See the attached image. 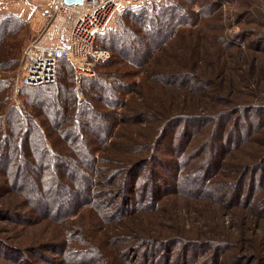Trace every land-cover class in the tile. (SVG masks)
Segmentation results:
<instances>
[{
  "label": "rangeland",
  "instance_id": "374dc122",
  "mask_svg": "<svg viewBox=\"0 0 264 264\" xmlns=\"http://www.w3.org/2000/svg\"><path fill=\"white\" fill-rule=\"evenodd\" d=\"M51 1L44 9L33 0H0V15L16 14L27 21L13 39L18 44L17 66L5 71L0 66V81L12 84L3 95L8 103L3 115L13 107L23 111L18 87L22 52L41 33L52 12ZM168 1L149 5L160 7ZM186 6L191 24L177 30L140 68L122 64L128 73L119 75L130 76L122 78L127 84L122 106L96 102L102 120L87 121L91 130L83 126L88 149L99 162L89 168L95 171L94 193L98 191L92 206V201L90 206L76 203L69 192L80 185L87 160H82L78 142L60 133L68 125L58 130L53 120L37 118L68 165L64 170L61 161L57 168L65 172L58 194L46 195L49 189L39 187L43 203L36 193L29 199L25 188L39 183L38 165L34 172L23 170L16 152L0 150L7 156L0 162V264H68L78 256L69 257L66 249L86 248H92L94 264H146L145 254L166 244L171 246L155 258L160 264H264V190L258 189L246 206L243 202L249 185V191L255 190L256 166L264 157V111L256 110L264 106V0H193ZM127 7L115 12L105 32ZM3 61L8 62L0 58V64ZM100 70L117 73L120 67L95 69L92 77ZM75 90L78 105L85 106L76 77ZM179 115H196L198 125L167 120ZM182 122L187 138L177 129ZM229 136L235 140L225 145ZM182 140L190 142L186 151ZM152 153L162 164L152 181L157 186L150 185L149 166L143 165L138 177L139 185L149 182V199L142 198L146 207L122 212L117 203L118 191H124V168L137 160L150 161ZM23 172L31 180L18 182L16 176L21 178ZM191 173L193 179L187 177ZM231 193L240 194V200L231 199ZM65 208L71 209L59 216Z\"/></svg>",
  "mask_w": 264,
  "mask_h": 264
},
{
  "label": "trees",
  "instance_id": "16d2710c",
  "mask_svg": "<svg viewBox=\"0 0 264 264\" xmlns=\"http://www.w3.org/2000/svg\"><path fill=\"white\" fill-rule=\"evenodd\" d=\"M192 1L193 0H169L160 7L147 5L142 7L129 6L125 8L123 12L119 14L115 26L110 28L107 32L98 35L95 46L98 50L109 51L111 54L110 59L117 61L114 62V60H109L101 62L97 65L96 70L118 65V67H120V72L108 74L100 70L97 71V76L95 77H85L82 80L83 92L87 100L85 106H79L77 103L75 71L72 63L68 59L60 60L58 80L55 84L35 88H20L19 94L23 99L22 112H20L19 108L13 107L9 108L5 115L2 114L6 111L8 105L3 95L10 89L12 84L6 79L0 81V100H2L0 101V112L2 111L0 113V150L8 152L10 155L16 152V161L19 166L22 165L23 170L28 169L33 171L37 167H35V165H38V172H35V179H37L39 183L35 182L36 187L33 185L26 187L25 185L29 199H32L36 193L38 195V202H42V191L39 188L41 184H44L49 189L46 195L58 194L63 186L62 177L65 175V172H61L60 174L57 170L61 161H63V169L68 170L67 160L64 161L65 157L57 153L53 149V144L50 143L48 136L50 132L46 127L42 126V122L40 123V121H38L37 118L38 115H40L46 119L48 118L47 120H53L54 126L58 130L60 126H64L65 124L68 125V128L60 130V133H63V137L67 141L78 142L77 145H79L78 148L81 158L82 160H87L85 163L87 169L82 171L83 174H81L80 185H77L76 190H69V192L72 197H75L76 203L83 201L86 206L93 205L94 196L98 194V191H96V194L94 193V180H92V176L95 175V171L89 168L94 165L93 163H95L96 167L99 162L92 157L93 153L88 149L90 144L87 143V138L84 136L85 130L83 126L84 128L86 127V130H91L92 128L87 124V121L92 124L93 120H102L100 119L101 114L98 106L95 104L96 102L110 105L115 109L122 106V100L127 94V84L122 78L130 76H120L119 74L124 73L126 75L128 73L125 69V65H128V67L132 69L140 68V66H142L141 63L145 62L151 53L153 54L156 50H161V48L167 44V41L176 35L177 30L185 25L191 24L192 20L186 11V4L188 2L192 3ZM26 26L27 21L16 14L0 15V58L8 60V62L3 61L0 64L4 71L14 69L18 64V44L14 43L13 39L18 37ZM7 44L9 45L7 46ZM122 64L125 65L122 66ZM122 69L124 71H122ZM256 110L261 113L264 111V106L256 107ZM84 120L86 122H83ZM167 120H191L195 126L198 125L196 115H179ZM2 121L5 123V126ZM80 122L83 123L80 124ZM176 122L178 121H175L174 124ZM182 123L183 126L177 129L181 128V137L187 138V127L184 122ZM234 140L235 136L231 138L229 136L228 142H226L225 145ZM181 142L182 147L185 144L184 151H186L190 142H186V140H182ZM153 153L149 157L150 161L148 159L145 160V162L137 160L127 164L124 168L122 172L123 186L121 185L124 191H118L120 199L117 203V205H119V210L122 212L126 211V209L129 211L146 207V204L144 206V200L142 198L149 199V182L145 181L139 185L138 175L142 166L145 164L148 165L150 169V185L152 184L153 188L157 186V182L152 181H156L155 168L157 166H162V164L159 157H153ZM31 154L34 156V160L29 158ZM0 156V162H6L7 156H3V154ZM209 164L206 163V167L204 168L206 172L209 171ZM256 168H258L256 174L259 173L258 181L254 183L255 190H253V192L249 191L252 189V185H249L248 196H246L243 201L245 206L254 199L258 189L261 191L264 190V157L262 164L256 166ZM23 173L24 174H21V178L16 176L18 182H21V180L24 182L29 179L31 180L32 176L29 173ZM134 173L136 177L132 178V174ZM72 177L74 176L72 175ZM187 177L193 179L194 175L191 173ZM84 183H86V186ZM237 189L238 187L233 189V192H236ZM155 191L154 189L151 194L153 195ZM102 193L104 194L105 192L100 190L99 196H102ZM231 194V199L240 200V194ZM78 199L80 200L78 201ZM90 202L91 204L89 205ZM243 202L241 203L243 204ZM149 204L154 205L153 203ZM70 209L71 208H68L65 213L62 210L63 212L60 211L58 215L67 214ZM66 217L67 216H65V218ZM176 238L177 237L172 239ZM170 246L171 245L166 244L162 246V250H156L155 248L159 247V245H156L153 251L147 252V255L145 254L146 264H160L158 263L159 260L155 258L160 253L164 254L167 251V247ZM65 251L66 255L69 257L78 256L76 262L71 263V261L68 260V264H94L92 258L94 259L95 256L92 248L80 250L66 249ZM151 258H153L154 261L150 260Z\"/></svg>",
  "mask_w": 264,
  "mask_h": 264
},
{
  "label": "built area",
  "instance_id": "2783aa9c",
  "mask_svg": "<svg viewBox=\"0 0 264 264\" xmlns=\"http://www.w3.org/2000/svg\"><path fill=\"white\" fill-rule=\"evenodd\" d=\"M33 1L44 9L49 3V0ZM66 1H51L52 12L41 33L24 48L18 73L19 88L55 84L61 59L72 63L77 85L81 86L84 77L94 76L97 65L111 57L109 51L95 46L98 35L105 32L115 12L124 5L145 6L157 0H83L72 4ZM84 103L81 96L80 104Z\"/></svg>",
  "mask_w": 264,
  "mask_h": 264
},
{
  "label": "water",
  "instance_id": "95a60500",
  "mask_svg": "<svg viewBox=\"0 0 264 264\" xmlns=\"http://www.w3.org/2000/svg\"><path fill=\"white\" fill-rule=\"evenodd\" d=\"M83 0H67L66 2L69 4L76 3V2H82Z\"/></svg>",
  "mask_w": 264,
  "mask_h": 264
},
{
  "label": "crops",
  "instance_id": "0c3cea01",
  "mask_svg": "<svg viewBox=\"0 0 264 264\" xmlns=\"http://www.w3.org/2000/svg\"><path fill=\"white\" fill-rule=\"evenodd\" d=\"M30 15H32L31 13H30ZM32 18V17H31Z\"/></svg>",
  "mask_w": 264,
  "mask_h": 264
}]
</instances>
